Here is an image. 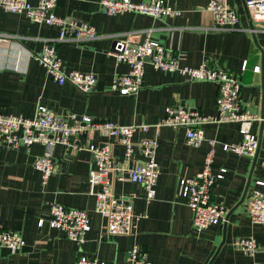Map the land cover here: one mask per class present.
Returning a JSON list of instances; mask_svg holds the SVG:
<instances>
[{
  "label": "crops",
  "instance_id": "1",
  "mask_svg": "<svg viewBox=\"0 0 264 264\" xmlns=\"http://www.w3.org/2000/svg\"><path fill=\"white\" fill-rule=\"evenodd\" d=\"M28 1L34 5L38 0ZM164 1L180 15L160 19L132 13L108 16L102 12L100 0L57 1V16L86 23L98 36L95 41L58 46L63 70L96 76V87L89 94L70 84L58 86L35 58L46 40L57 37V27L38 25L24 15L0 9V113L32 118L37 107L44 106L54 113L72 112L119 126H152L164 118L167 107L215 116V83L187 81L178 73L156 71L149 65L145 66L143 85L136 94L120 96L111 92L112 79L128 72V67L112 56L114 37L140 42L143 31L151 30V39L172 56H178L182 66L195 68L207 61L210 66L222 67L236 76L241 84V111L259 118L264 24L251 20L254 32H249L246 0H227L228 7L239 18L238 30L234 31L214 29L212 16L206 11L209 0ZM256 66L260 67L258 73L253 72ZM238 128L235 122L208 126L205 141L198 148L186 143L182 129L150 127L145 133H136L132 138L134 144L142 139L158 142L155 160L159 176L151 201L146 200L140 185L114 180L112 192L133 204L136 228L128 236H109L105 220L94 210L95 193L100 187L92 188L88 183L94 166L87 151L56 145L52 150L54 173L43 184L34 162L43 154L44 147L35 144L28 150L23 146L10 148L0 139V232L17 233L25 242L16 254L0 247V264H75L81 256L103 264H131L128 254L134 246H139L154 264H264V226L253 224L246 209L247 200L260 190L256 182L264 181V128L260 130L258 121L252 123L251 133L259 140L253 158L222 151L223 144L241 141ZM81 141L97 145L107 140L93 135L81 137ZM112 150L124 170L144 161L137 148L131 159L125 157L120 144L115 143ZM209 152L213 153V173L226 170L212 189L211 200L224 205L227 214L234 211L218 226L196 232L187 202L180 197L179 181L195 177ZM250 173L245 200L234 209ZM51 204L86 212L90 231L83 242H72L63 232L48 227ZM40 220L43 223L39 226ZM241 238L255 240L257 248L253 255L235 249V241Z\"/></svg>",
  "mask_w": 264,
  "mask_h": 264
},
{
  "label": "built area",
  "instance_id": "2",
  "mask_svg": "<svg viewBox=\"0 0 264 264\" xmlns=\"http://www.w3.org/2000/svg\"><path fill=\"white\" fill-rule=\"evenodd\" d=\"M57 1L38 0L33 5L28 0H0V9L10 14L24 15L38 25L57 27V37L46 40L35 58L58 86L70 84L83 94H89L96 87V76L92 73L63 70L58 57V46L67 42H91L97 40L98 36L95 29L86 23L57 16ZM100 6L102 12L108 16L132 13L160 19L180 15L178 10L164 0L142 3H134L131 0H100ZM245 9L252 22L264 24V0H246ZM206 11L212 16L214 29L238 30V14L228 7L227 0H209ZM151 32L143 31V40L140 42L129 41V37H114L112 56L117 63L125 64L128 72L112 79L111 92L120 96L136 94L143 85L145 66L149 65L156 71L178 73L187 81L215 83L218 91L215 116H206L187 108L167 107L164 110V118L152 126H119L112 122L96 121L88 116H78L72 112L54 113L44 106H38L32 118L0 113V139H3L8 147L23 146L27 150L35 144L44 147L43 154L34 162V168L40 172L43 184L54 173L52 150L56 145H63L72 150H85L90 154L94 168L89 172L88 183L92 188L100 187L95 193L94 210L105 220L109 236H128L136 228L133 204L128 198L116 196L112 192L114 180L140 185L147 201L155 197L159 176L155 160L158 142L142 139L138 144H134L132 138L136 133H145L150 127L182 129L186 143L198 148L205 141V129L208 126L235 122L239 125L241 141L223 144L222 151L253 158L259 144L251 133V126L254 121L264 124V115L260 119L241 111V84L236 76L229 74L222 67L210 66L207 61L195 68L182 66L178 56H172L164 46L151 39ZM249 32L253 33L254 29ZM259 69L260 67L256 66L253 72L258 73ZM93 135L107 141L97 145L82 143L81 137L89 138ZM115 143L124 147L125 157L129 159L137 148L144 161L136 162L132 168L124 170L114 158L112 148ZM225 173V169H220L218 174L213 173V153L209 152L201 171L195 177L179 181L180 197L187 202L192 213V227L196 232L218 226L226 218V207L211 200L212 189L217 181L223 179ZM256 186L260 190L247 200L246 209L253 224L264 226V181L256 182ZM42 223L43 220H40L38 225ZM47 224L51 230L63 232L68 240L76 243L83 242L90 231L86 212L60 204H51ZM24 246L25 242L19 234L0 232V247L7 249L11 254L18 253ZM234 247L237 251L251 256L255 253L257 245L252 238H241L235 241ZM128 255L131 264H154L139 246H134ZM75 264L103 263L81 256Z\"/></svg>",
  "mask_w": 264,
  "mask_h": 264
},
{
  "label": "water",
  "instance_id": "3",
  "mask_svg": "<svg viewBox=\"0 0 264 264\" xmlns=\"http://www.w3.org/2000/svg\"><path fill=\"white\" fill-rule=\"evenodd\" d=\"M246 16H247V19H248V21H249L250 30H252V29H253V26H252V23H251V18H250V16L248 15V12H247V11H246ZM252 34H253V33H252ZM253 38H254V35H253ZM114 46H115V44L113 43V44H112V51H114ZM261 86H262V97H263V99H262V105H261L260 119H262V118H263V115H264V75H262V77H261ZM263 128H264V124H263V122H260V130H262ZM258 144H259V140H258ZM256 155H257V153H256ZM256 155H255V156H256ZM254 164H255V160H254V162H253V166H254ZM253 166H252V167H253ZM250 176H251V173H250V175H249V177H248V179H247V182H246V185H245V188H244V192H243V194H242V197H241L239 203L237 204V206H236L234 209H236L238 206H240L241 204H243V202H244V200H245V197H246V194H247V191H248L249 185H250ZM233 211H234V210H231V212H229V214H227L225 220H227V218L229 217V215H230Z\"/></svg>",
  "mask_w": 264,
  "mask_h": 264
}]
</instances>
